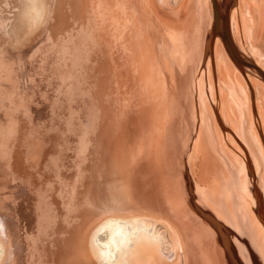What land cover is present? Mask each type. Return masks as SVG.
Masks as SVG:
<instances>
[{
	"label": "bare ground",
	"instance_id": "bare-ground-1",
	"mask_svg": "<svg viewBox=\"0 0 264 264\" xmlns=\"http://www.w3.org/2000/svg\"><path fill=\"white\" fill-rule=\"evenodd\" d=\"M117 1L122 4L113 10L109 8L110 16L105 18L98 14L102 0H14L9 6L14 9L11 18L2 15L0 7V121L7 126L0 146V264H264V178L260 180L249 158H246L244 173L241 168L236 169L235 163L239 160L228 150L242 159L240 155L228 146L229 142L222 141L221 129L219 133L217 128L206 127L202 122L205 128H200L193 146L200 157L213 161L219 172L209 174L211 183L208 186L198 183L195 191L192 180L184 177L186 185L181 188L173 180L180 171V160H173L171 185H165L162 192L161 170L156 168L161 166L157 153L185 150L186 128L181 123H171L163 129L160 119H153L149 115L152 113L142 114L138 101L133 100V61L127 27L132 26L136 35L144 32L158 52L160 22L164 21L165 27H172L174 32L191 14L185 12L187 8H193L200 0L180 2V24H172L169 16L161 15L159 7L170 9L179 0H136L132 18L128 14L131 0ZM8 2L4 0V5L8 6ZM226 2L219 4L213 0L211 4L214 8L212 36H218L223 42L216 39L215 54L212 53L216 55L219 78L231 90L225 106L220 102V93L217 94V105L224 120L236 122L235 129L241 132L239 122L243 112L235 92L239 88L248 105L256 104L259 114L256 123L264 137V0H239L238 6L234 0L233 15V8L229 7L224 15ZM61 5L68 6L74 24L79 15L77 8L83 7L88 22L80 28L77 23L60 29L54 21L59 17ZM245 13L251 17L246 18ZM245 22L251 27L249 37ZM8 26H13L15 31H27L29 37L39 27L41 32L38 36L35 34L36 39H31L34 42L31 48L25 36L28 46L19 51L15 48L18 38L14 43L11 41ZM226 32H229L228 40L224 37ZM17 33L15 37L21 35ZM77 36H81L82 44L77 45ZM248 38L252 43H248ZM44 39L53 44L48 56L40 54V49L48 45ZM231 47H234L233 53ZM248 51L257 62L244 55ZM40 69L44 71L42 74L38 73ZM248 70L252 74L248 75ZM74 71L81 73L78 76ZM185 78L179 79L178 88L171 83L166 119L175 117L179 101L183 104L188 100L186 94L191 81ZM246 81L253 92L252 104ZM68 84H72L74 93L70 91L72 87L68 90ZM80 96L90 115L86 125L75 118L78 116L74 117L71 109L75 100L81 104ZM200 101L203 103L201 98ZM34 108L37 111L40 108L45 115L41 116L44 121L38 133L34 130L37 121L32 113ZM76 112L79 115L82 111ZM218 115L221 117L219 111ZM253 129L255 133L256 128ZM245 130L244 140L254 152L251 155L255 157L261 152L264 157L262 142L257 137L259 146L255 148L251 137L254 135L249 136L248 129ZM32 139L36 140V149L26 145ZM73 142L78 145L73 158L67 164L58 161L48 168L51 158L45 164L46 156H58L61 149L73 148ZM183 149L180 159L189 163L190 155ZM152 168L157 173L151 172ZM131 170L135 177L130 175ZM72 171L75 175L68 177ZM205 172L209 171L205 169ZM152 173L155 177H151ZM130 178L134 181L132 186ZM216 180L225 181L220 187L221 197L214 192L218 189ZM138 183L153 192H149L150 199L141 194ZM164 192L171 200L170 205L165 204L169 206L168 213L163 212L164 208L158 209L162 202H167L162 199ZM194 209L202 216L192 213ZM232 223L236 224L239 234Z\"/></svg>",
	"mask_w": 264,
	"mask_h": 264
},
{
	"label": "rangeland",
	"instance_id": "rangeland-1",
	"mask_svg": "<svg viewBox=\"0 0 264 264\" xmlns=\"http://www.w3.org/2000/svg\"><path fill=\"white\" fill-rule=\"evenodd\" d=\"M6 1L8 2V6H5L4 5V0H0V7L2 8V15H4L5 17H9L10 18L13 16V10L10 9L9 6H11L10 4L13 3L14 0H5V3ZM104 3L103 5H100L99 7V10H98V14H100L99 16H102V17H107V16H110V13L108 12L109 8L110 9H114L116 7H118L117 5H121L122 3L117 0H102ZM134 1L136 0H131L128 4L129 6V10H128V14L129 16L132 18V13L134 12L133 8H134ZM182 0H179V2L174 5L171 4L170 6V9L166 8V6H163V5H159L160 7V11H161V15H164V16H169V20L172 21L171 23L172 24H175V23H178L180 24L182 22V17L180 15L182 9H181V2ZM217 3L221 4L223 2V0L219 1V0H216ZM234 0H227L226 4H225V8H224V15L226 13V10H227V7L229 8H233V3ZM237 2V5L238 6V3H239V0L236 1ZM251 2V0H250ZM228 3V4H227ZM200 6H198V5ZM196 5H194L193 8H191V6H189L187 8V10L185 11L186 13L189 12L191 14H189L187 16V18L184 20V24L182 23L180 26L176 27L174 32H173V29L171 30L172 27H169L170 29H168V27H165L167 26L166 24H164V21H161V34H160V37H159V41H160V44H159V51L157 52L153 45L151 44V42L149 41V39L147 38V36H145L144 32H140V34L136 35L133 33V29H132V26L127 27V31H128V40H129V43H130V46H131V51H132V61H133V73H132V79H133V86H134V95H133V100L134 101H138V104H139V108H140V111H142L143 113L142 114H149V113H152V114H149L151 117H153V119H160L161 120V125H163V129L165 128H168L169 125L171 123H173L174 125H176L177 123H181L184 128H186V133H184L186 136L188 141H187V145H186V148H185V153H188L190 155V158H189V163H185V162H182V160L180 159V153L182 152V149H179V153H157L158 156H159V162L161 164V166H156V168L161 171L160 172V176H161V181H159V187L162 188V192L163 190L171 185V180L173 179L177 185H179V187L181 188H184L183 185L185 186L186 185V179L185 178H189L190 181L193 183V189L195 191V186L199 183V185H203V186H208V183H209V178L208 175L209 174H212L213 172H219L218 169L215 168L214 164H213V161L211 162L210 160H207L206 157H200L202 155L199 156V153L198 151L195 150V145L194 142L196 143V140H197V137L199 135V132L200 131V128L204 127V124H206L205 126L207 127H212V128H217L218 129V132L220 133L221 131V136H222V141L224 143H227L229 142L231 145H228L230 146V148L232 147L239 155L242 159H240L234 152L228 150L229 152L232 153V155L235 156L236 159L239 160V163L236 161L235 163V168L239 169L241 168V172L244 173L246 171V167H247V160L246 158L250 160L251 162V165L253 167V169L255 170L256 174L258 175V177L260 178V180H262V177L264 178V166L262 163H264V157H263V154L260 153H257V156L253 157L251 155V153H254L250 150V148L248 147V144L246 143V141L244 140V134H246L245 132H247L245 130L248 129L249 131V136H251L252 134L254 136H251L252 137V143L253 145L255 146V148H257L259 146V143L258 141L256 140L257 137L259 139V141L262 142V145L264 147V137L262 136L261 134V131L259 130L258 128V125L256 123V117L259 116L258 112H257V106L255 104V108L253 107V105L250 106V104L248 105L247 104V100L245 98V95L242 94L243 91H241L239 88H237V90H235V92L237 93V97L239 98V100H237L239 102V106L241 107L242 109V117L240 118L241 122H239V126H240V131H237L235 128H236V125L237 123L236 122H232V120L229 121H225L223 116L221 115V110H219V107L217 105V94L220 93V102H224V106L225 104L228 102L229 98L231 97V90L230 88L223 84L221 78H219V70L217 68V61H216V55H213V53L215 54V45H216V39H219L221 40L218 36L217 37H213V25H214V8H213V0L212 2H210V0H200L198 1ZM209 4V5H208ZM178 5V6H177ZM3 6V7H2ZM163 6V8H162ZM172 7V9H171ZM208 7V8H207ZM213 9V16H211V8ZM12 8V7H11ZM178 8V12L179 14L176 12ZM235 8V7H234ZM234 8L232 10V15H233V11H234ZM181 9V10H179ZM77 12L79 13L76 14L78 15L77 17V22H75L76 24H74L72 18L70 17V12H69V8L67 5H61L60 8H59V12L60 14L58 15L59 17H57L54 21V24H56L58 27H60V29L64 28L65 26H68V24H70L69 26L71 27H74V25H76L77 27H83L84 26V23L86 24L88 22V20L86 18H84V13H85V9L83 7H78L77 8ZM169 10H173V11H169ZM176 10V11H174ZM254 10V9H253ZM13 11V12H12ZM196 11V13H194ZM1 12V11H0ZM76 12V13H77ZM254 12H257V9L256 11ZM193 13V14H192ZM11 14V15H10ZM66 14V16L64 17V15ZM177 16L175 17L174 16ZM197 16H196V15ZM207 14V15H206ZM180 15V16H179ZM231 15V16H232ZM248 13H245V16L246 18H250L251 16L249 15ZM0 16H1V13H0ZM80 16V17H79ZM174 18H173V17ZM199 17V18H198ZM80 20H79V19ZM192 18V20H194L192 22V20L190 19ZM198 18V19H197ZM245 18V17H244ZM245 18V19H246ZM67 19V20H66ZM86 19V20H85ZM187 19H190V23L189 21H187ZM232 19V18H231ZM72 20V21H71ZM79 20V21H78ZM85 21V22H84ZM198 21V22H197ZM247 21V20H246ZM1 22V21H0ZM65 22V23H64ZM69 22V23H68ZM72 22V23H71ZM135 22H138L137 20H135ZM163 22V23H162ZM139 23V22H138ZM137 23V24H138ZM187 23V24H186ZM191 23H193L191 25ZM213 23V24H212ZM229 23V20L227 21V25ZM72 24V25H71ZM80 24V25H79ZM141 24V23H140ZM190 24V25H189ZM208 24V26H207ZM195 25V26H194ZM202 25V26H201ZM230 25L232 26V21L230 22ZM245 25H246V30L247 32H249L247 35L249 37V35L251 36L250 34V31H251V27L248 26V22L246 23L245 22ZM140 26V25H139ZM189 26V27H188ZM201 26V27H200ZM229 26V25H228ZM39 27V26H38ZM50 27V25H49ZM183 27V28H181ZM194 27V28H193ZM204 29H203V28ZM8 31L10 33V36H12L13 38H11V41L16 42V39H17V43L15 44V48L16 50H19V51H24L26 49V47L28 46V44L30 45V48L34 45V42L32 41V43L30 42L32 38L36 39L35 37V34L36 36H38L41 32V28H37L35 30H33L30 34V37H29V33H27V31L25 32L24 31H18V30H14L13 29V26H8ZM11 28V29H10ZM66 28V27H65ZM141 28V27H140ZM193 28V30H192ZM198 28V29H197ZM232 28V27H231ZM76 29V28H75ZM142 29V28H141ZM178 29V31H177ZM181 32H180V30ZM184 31H183V30ZM202 29V30H201ZM211 29V30H210ZM15 31L17 34H21V35H17L16 36V33L11 35V33H13V31ZM189 30V32H188ZM192 30V31H191ZM210 30V31H209ZM203 31V32H202ZM191 32V33H190ZM196 32H198L196 34ZM179 33V34H178ZM203 33V34H202ZM33 34V36H32ZM182 34V35H181ZM227 36L229 37V32H226ZM231 34H232V29H231ZM15 35V36H14ZM198 35V36H196ZM202 35V36H201ZM26 36V38H25ZM90 36V34H89ZM88 36V43L91 44V38ZM211 36V37H210ZM233 36V34H232ZM15 37V39H14ZM190 37V38H189ZM200 38L199 41L197 38ZM20 38V39H19ZM28 40V44L26 45V41L24 40ZM77 38L79 40H77ZM202 38V40H201ZM14 39V40H13ZM32 39V40H34ZM196 39V40H195ZM249 39V38H248ZM18 40H19V43H18ZM216 40V41H215ZM22 41V42H21ZM76 41H77V45L78 44H82V38L81 36H77L76 37ZM197 41V42H196ZM233 41H234V38H233ZM21 42V44H20ZM199 42V43H198ZM202 44H201V43ZM235 42V41H234ZM44 43L45 45V49H40V54L41 55H44L46 53H49L51 52L49 50V47L50 49H52L53 47V44L48 41H46L44 39ZM221 43L223 44L222 40H221ZM249 44L252 43V41L249 39ZM18 44H20L19 46H17ZM22 44H25V48L22 47ZM210 46H209V45ZM236 44V43H235ZM200 45V46H199ZM17 46V47H16ZM207 46H208V50H207ZM237 46V44H236ZM246 46L248 47L247 43H246ZM23 49H21V48ZM203 47V48H202ZM212 49H211V48ZM238 47V46H237ZM46 48H47V52H46ZM197 49V50H196ZM214 49V50H213ZM239 49V48H238ZM44 50V51H43ZM208 52H207V51ZM213 50V51H212ZM226 50V49H225ZM240 50V49H239ZM264 50V47L262 48V51ZM49 51V52H48ZM241 51V50H240ZM44 54H43V53ZM202 52V53H201ZM205 52V53H204ZM213 52V53H212ZM227 52V51H226ZM242 52V51H241ZM243 53V52H242ZM245 53V52H244ZM207 54V56H206ZM264 54V53H263ZM228 55V54H227ZM246 57L248 56L249 58L251 59H255L254 55L248 51V53L244 54ZM251 55V56H250ZM48 56V55H47ZM205 57V58H203ZM208 57V58H207ZM159 58V59H158ZM211 58V59H210ZM230 58V57H229ZM192 59V61H191ZM204 59V61H203ZM206 59V61H205ZM172 60V61H171ZM208 60V61H207ZM212 60V61H211ZM216 61V62H215ZM255 62H257L256 60H254ZM206 62V63H205ZM208 62V63H207ZM213 62V63H211ZM171 63V64H170ZM203 64V65H202ZM208 64V65H207ZM176 68H174V66ZM206 65V66H205ZM216 65V66H215ZM197 66V67H196ZM199 66V67H198ZM194 67H196L194 69ZM173 68V69H172ZM199 68V69H198ZM7 69V68H6ZM177 71H176V70ZM198 69V70H196ZM205 69V71L203 70ZM208 69V70H207ZM213 69V70H212ZM4 69H2L3 71ZM186 70V71H185ZM196 70V71H195ZM210 70V71H209ZM213 72H212V71ZM185 71V72H184ZM209 71V72H208ZM1 72V71H0ZM44 72L42 69L38 70V73H41ZM75 72V71H74ZM217 72V73H216ZM251 71L248 70L247 74L250 75L252 73H250ZM3 73V72H2ZM79 73L81 72H75L73 74H77L78 76L80 75ZM200 73V74H199ZM206 73V74H205ZM214 73V75H213ZM210 74V75H209ZM75 75V76H77ZM243 75V74H242ZM247 75V76H248ZM187 76V80L190 78V81L188 83V92H187V96H188V100H186V102H182L180 103V101L178 102V105L176 106V115L175 117H171L170 116L166 119V113L168 111V108H169V95H170V88H171V83H172V86L174 88H178L177 87V84H178V81L179 79L181 78H185ZM203 76V77H202ZM214 76V77H213ZM244 76V75H243ZM202 77V78H201ZM140 78L143 79V82L146 83V85H143L141 84V80ZM213 78V79H212ZM39 79V78H38ZM186 79V78H185ZM41 80V78H40ZM219 80V81H218ZM247 80V79H245ZM248 81V80H247ZM246 81V82H247ZM201 82V83H200ZM209 82V83H208ZM220 82V83H219ZM249 82H247L248 84ZM203 84V85H202ZM214 84V86H212ZM216 84V86H215ZM219 84V85H218ZM70 85V87H69ZM224 85V86H223ZM248 88H249V92H250V99H251V104H252V90H251V85L250 83L248 84ZM194 86H195V89H194ZM221 86V87H220ZM72 87V90L70 91H74V87L72 86V84H68V90L71 89ZM207 87V88H206ZM215 87H217V89H215ZM210 88V89H209ZM242 88V87H240ZM224 89V90H223ZM197 91V92H196ZM208 92V93H207ZM210 92V93H209ZM215 95H214V93ZM52 93V91H51ZM74 93V92H73ZM80 95H83L84 96V93L82 92H79ZM240 93V94H239ZM213 94V95H212ZM76 94H74L73 97H75ZM223 97H222V96ZM244 95V98H242ZM83 96L81 97L80 96V100L83 99ZM194 96V97H193ZM211 96V97H210ZM79 97V95H78ZM205 97L208 98L207 100H205ZM222 97V98H221ZM200 98L201 100L203 101V103L200 101ZM211 98L213 100H211ZM190 99V100H189ZM192 99V100H191ZM245 99V100H244ZM227 100V101H226ZM133 101V102H134ZM184 101V100H183ZM206 101V102H205ZM219 101V100H218ZM254 101L256 103V95H255V98H254ZM190 102V103H189ZM211 103V104H210ZM76 104V105H75ZM206 104V105H205ZM219 104V103H218ZM238 104V103H237ZM243 104V105H242ZM80 105V106H79ZM194 105V106H193ZM221 105V103H220ZM78 106V107H77ZM82 106V107H81ZM203 108H202V107ZM208 106V107H207ZM211 106V107H210ZM252 107L250 109V107ZM38 108V107H37ZM37 108H34L33 109V116L35 118L36 121V127H34V130L37 132V129L40 128V126H42L41 124L43 123L44 120V117H41L43 114H42V111L40 110V108L37 110ZM73 108V111H74V117L75 116H78V117H75L76 119L78 120H81L83 122L84 125L88 124V121H89V118H90V115L88 114L87 112V109H86V105H85V102L83 100H81V104H80V101L76 102L75 100V103L72 105L71 104V109ZM79 108V109H77ZM88 108V107H87ZM190 108V109H189ZM193 110H192V109ZM225 108V107H224ZM75 109V110H74ZM77 109V110H76ZM204 109V110H203ZM211 109L214 113V116H211L210 115V112H211ZM240 109V108H239ZM256 111H255V110ZM82 111L80 112V114L78 115V113L76 111ZM199 110V111H198ZM36 113H35V112ZM207 111H209L207 113ZM218 111L220 113V116L218 115ZM39 112V113H38ZM41 112V114H40ZM193 112V113H192ZM207 114H206V113ZM82 113V114H81ZM181 113V114H180ZM191 113V114H190ZM199 115H198V114ZM201 113V114H200ZM38 114V115H37ZM184 114V115H183ZM204 114V115H202ZM40 115V117H39ZM82 115V117H81ZM45 116V115H43ZM203 116V117H202ZM206 116H208L206 118ZM38 119H37V118ZM211 117V118H210ZM203 118V119H202ZM206 118V119H205ZM220 118V119H219ZM197 119V120H196ZM215 123H213L214 121ZM191 120V121H190ZM203 120V121H202ZM206 120V121H205ZM211 120V121H210ZM239 120V118H238ZM243 120V121H242ZM80 121V122H81ZM197 124H196V123ZM204 124H203V123ZM211 124H210V123ZM247 122V123H246ZM4 123V122H3ZM3 123H1L0 121V146L3 145L4 141L2 139L4 133L7 132V126H5L6 124L2 125ZM218 123V124H217ZM252 124V125H250ZM218 125V127H217ZM38 126V127H37ZM224 126V127H223ZM245 126V128H244ZM250 126V127H249ZM256 128L255 129V133L254 132V129L252 128ZM197 127V128H196ZM194 128V129H193ZM205 128V127H204ZM225 128V129H224ZM221 129V130H220ZM194 130H195V133H194ZM220 130V131H219ZM234 131V132H233ZM243 131V133H242ZM36 132H34V135L35 137H39V135L36 134ZM188 132V133H187ZM252 132V133H251ZM38 133V132H37ZM198 133V134H197ZM231 134V135H228V134ZM164 134H165V131L163 132V137H164ZM257 135V136H256ZM264 135V134H263ZM231 136V137H230ZM34 137V138H35ZM166 137V135H165ZM217 137V136H216ZM240 137V138H239ZM250 137V138H251ZM194 138V139H193ZM234 138V139H233ZM254 138V139H253ZM227 141H225V140ZM241 139V140H240ZM261 139V140H260ZM31 141V142H30ZM29 143L26 145L30 148H34L36 149V140L32 139L30 140ZM34 141V143H33ZM184 142V141H183ZM193 142V143H192ZM31 144V145H30ZM33 144V145H32ZM73 145L74 147L73 148H70V146H68V148H64V150L61 149V154L59 152V157L57 155H53L51 154V157L50 155L49 156H46L45 158V164H47V161H49L50 159H48L49 157L51 158L50 160V163H48V168L50 166H54V164H56V162L58 161H63L64 163H68L70 159L73 158L74 154L77 153L75 151V147H77V143L73 142ZM224 148V147H223ZM248 148V150H247ZM225 149V148H224ZM259 149V148H258ZM74 150V151H73ZM239 151V152H238ZM249 151V152H248ZM64 152V153H63ZM195 152V153H194ZM213 152V151H212ZM37 153V152H36ZM39 153V152H38ZM49 153V152H48ZM193 154V160H191V155ZM65 154V155H64ZM214 154V153H212ZM246 154V155H245ZM214 156L219 160V157L217 155L214 154ZM250 156V157H249ZM56 157V158H55ZM62 157V158H61ZM164 157V158H163ZM55 158V159H54ZM164 160H163V159ZM216 158H214V161H218L216 160ZM48 159V160H47ZM65 159V160H64ZM183 159V158H182ZM254 159V160H253ZM164 163H163V161ZM176 161L177 160H180V163H179V167H178V170L179 173L175 174L176 175V178L171 176V167L173 165L172 161ZM186 160V159H185ZM260 162H259V161ZM54 161V162H53ZM173 161V162H174ZM254 161V162H253ZM53 162V163H51ZM218 163V162H217ZM243 163V164H242ZM150 164V163H149ZM186 164V165H185ZM213 164V165H212ZM240 164V165H239ZM242 164V165H241ZM258 164V165H257ZM217 165V164H216ZM219 165V163H218ZM225 165H226V162H225ZM186 167V168H185ZM225 167V166H224ZM165 168V169H164ZM226 168V167H225ZM256 168V169H255ZM154 170V168H152ZM205 169H207L209 172H205ZM151 171V172H154V173H157L156 170L154 171ZM133 170H131L130 175L131 174H134V177H135V173L132 172ZM166 173H163L165 172ZM146 173H150L149 170H146L145 171ZM158 172V173H159ZM153 174V173H152ZM151 174V177H155L154 174L152 175ZM166 174V175H165ZM72 175L74 176L75 175V172L72 171L71 174L68 175V177ZM129 175V176H130ZM179 175V176H177ZM201 175V176H200ZM30 176V174L28 175ZM71 176V177H72ZM164 176V177H162ZM179 177V178H178ZM185 177V178H184ZM248 177V176H247ZM178 178V179H177ZM163 179V180H162ZM157 180V179H156ZM178 180V181H177ZM63 182H65L64 179H62ZM132 178H130V186L133 185L132 183ZM199 181V182H198ZM134 182V181H133ZM126 183V181H125ZM184 183V184H183ZM211 183V182H210ZM209 183V184H210ZM213 183V182H212ZM216 183L218 184V189L214 190V192L216 191L215 194H217V196L219 195L220 197L222 196L221 194V185H222V181L221 180H216ZM161 184V185H160ZM225 184V181L224 183ZM139 185V188H140V191L142 192L141 194L146 197L145 199H148L149 198V195L151 193H153L152 191H149L151 192L149 194L148 192V188L145 189V187L141 186L140 183H138ZM166 185V187H165ZM200 185V186H201ZM213 185V184H212ZM261 185V184H260ZM165 187V188H163ZM213 190V189H212ZM161 192V189L159 190ZM166 193L164 192L163 195L161 193V197L163 199V201H167V202H162V205L161 207L159 206L158 209H162L164 208V211L162 209L163 212L165 213H168V208L167 206L165 205L167 203V205H170L171 204V200L168 199L165 195ZM150 199V198H149ZM194 200V199H193ZM152 205H153V200L151 201ZM169 202V204H168ZM175 201H173L174 203ZM163 204H164V207H163ZM245 204L246 208H249L247 203H244ZM217 206V205H216ZM218 207V206H217ZM192 212V211H191ZM194 213L195 215L198 214L200 216H202L200 214V212L198 211H195L194 209ZM228 219H230V217H227ZM232 219V218H231ZM233 226H235L236 224H233ZM237 229V230H236ZM235 232L239 234V231H238V228H236L235 226Z\"/></svg>",
	"mask_w": 264,
	"mask_h": 264
},
{
	"label": "water",
	"instance_id": "water-1",
	"mask_svg": "<svg viewBox=\"0 0 264 264\" xmlns=\"http://www.w3.org/2000/svg\"><path fill=\"white\" fill-rule=\"evenodd\" d=\"M224 31H226V25L224 23ZM227 38V40L229 39V37L227 36V34H225V36ZM231 52L233 53L234 52V47H231Z\"/></svg>",
	"mask_w": 264,
	"mask_h": 264
},
{
	"label": "crops",
	"instance_id": "crops-1",
	"mask_svg": "<svg viewBox=\"0 0 264 264\" xmlns=\"http://www.w3.org/2000/svg\"><path fill=\"white\" fill-rule=\"evenodd\" d=\"M249 202H251L252 201V198H249V200H248Z\"/></svg>",
	"mask_w": 264,
	"mask_h": 264
}]
</instances>
